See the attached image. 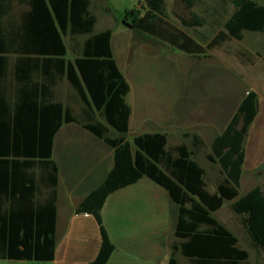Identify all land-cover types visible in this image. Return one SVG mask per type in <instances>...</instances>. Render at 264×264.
Listing matches in <instances>:
<instances>
[{
  "label": "trees",
  "instance_id": "obj_1",
  "mask_svg": "<svg viewBox=\"0 0 264 264\" xmlns=\"http://www.w3.org/2000/svg\"><path fill=\"white\" fill-rule=\"evenodd\" d=\"M181 1L189 8L195 6L194 0ZM230 1L235 12L225 22L223 30L206 45L169 21L166 0H143L141 8L125 13L123 23L136 34L188 56H206L227 42L241 41L245 31L264 34V5L254 0ZM14 4L26 10L20 11L21 23L18 26L12 20L11 29L30 33L33 48L37 50L35 47L39 44L40 52L45 56L43 61L48 66L55 63L63 69L61 74L77 92L85 108L83 119H77L68 107L51 103L48 105L51 108H47V117L42 116L39 122L34 117L29 120L30 127L25 135L17 134V119H13V134L10 133V123L5 121L2 123L5 131L0 134V158H25L54 165V136L62 124L71 122L83 125L114 148L113 169L104 183L76 209L78 214H92L101 229L102 249L92 264H106L114 250L100 214L107 197L143 177L164 188L177 206L174 232L180 241L173 247L169 264H180L176 254L186 260L183 264H248L249 254L238 247L237 237L211 215L220 210L225 201L234 202L232 209L243 217L251 241L256 248L264 251V193L261 187H256L239 197L246 157L244 142L258 114L255 92L248 93L224 132L213 142L208 159L220 165L223 179L216 192L210 193L205 181L206 170L195 160V152L188 146L167 149L168 139L162 133L136 136L133 140L135 150L126 140L131 115V108L126 102L130 85L113 56L112 30L94 34L97 19L89 12V0H0V64L6 59L3 54L7 52V22L9 17L13 18ZM66 36H88L79 54L72 59H67ZM53 80L48 75V84ZM54 108L57 109L56 119ZM111 130L118 132L119 136H111ZM192 138L198 150L202 140L195 134ZM21 141L24 142V150L20 149ZM53 184L55 188L57 178ZM55 204L56 192L53 191L44 208L36 202L31 214L0 215V260L40 263L54 260Z\"/></svg>",
  "mask_w": 264,
  "mask_h": 264
},
{
  "label": "crops",
  "instance_id": "obj_2",
  "mask_svg": "<svg viewBox=\"0 0 264 264\" xmlns=\"http://www.w3.org/2000/svg\"><path fill=\"white\" fill-rule=\"evenodd\" d=\"M14 6L16 10L13 13V18L9 17L7 22V52L3 54L6 59L0 64V134L5 131L2 124L5 121L7 124L10 123V133L13 134L14 118L19 123L17 134H28L29 120L34 117L39 122L42 116L47 117V108H51L48 107L51 103L68 107L73 116L78 119V112L70 106L76 102L78 94H73L74 91L71 92L72 86L61 74L63 69L55 63L48 66L43 61L45 56L43 52H40V45L38 44L35 47L37 50H35L30 43V38H32L30 33L25 30L11 29L12 20L18 26L21 23L20 11L26 10L24 7L19 8L18 4H14ZM89 12L95 16L91 9V1ZM85 37L87 39L88 36ZM41 38H45V36ZM71 38L65 37L68 45L67 59L77 56L81 50L80 46L78 48L69 46L67 41ZM112 43L113 34L111 47ZM48 75L54 79L51 84H48ZM44 91L45 94H43ZM247 95L242 98L237 110ZM189 102L186 99L181 100V106L179 103L176 106L173 105L163 118L141 117V115L136 118L134 109L129 105L131 108L129 131L135 117V125L143 131L138 135L162 133L167 136L162 131L150 132L148 128L151 126L169 127L175 122L179 123V126H183L186 121H196L194 116L197 114L194 113V107ZM53 110L56 119L57 109ZM50 113L52 112L50 111ZM62 116L63 113L60 112V117ZM150 122L153 125L148 126ZM199 124L196 123V125ZM201 125L208 127L211 132L209 140L212 151L215 138L221 135L227 126L222 128V123L219 128L217 124L202 123ZM39 128L38 124L37 134H39ZM195 135L205 142L204 137ZM20 149L24 150L22 141ZM52 160L54 165L45 161L25 158H0V215L31 214L36 202L42 204L44 208L48 200L51 199L52 192L55 191L57 211L55 258L51 262L42 263L92 264L102 249L101 229L92 214H78L76 209L89 194L106 180L114 167L115 150L104 140L84 128L83 125L76 122L64 123L53 139ZM55 178H57V185L54 188ZM144 178L155 183L148 177H143L138 182L110 194L101 209L103 226L114 247L106 264H169L173 255V247L180 241L176 238L174 229L168 225L170 205L166 196L161 195L153 185H148V183L142 185ZM116 198L123 201L121 205L119 202V207L127 213V219L131 220L132 217H135L133 224L121 223L119 227L122 234L121 238L117 240L112 238L105 220L109 205ZM128 201L131 203L134 201V208ZM131 211H133V215H131ZM179 263L183 264L184 262L179 261Z\"/></svg>",
  "mask_w": 264,
  "mask_h": 264
},
{
  "label": "rangeland",
  "instance_id": "obj_3",
  "mask_svg": "<svg viewBox=\"0 0 264 264\" xmlns=\"http://www.w3.org/2000/svg\"><path fill=\"white\" fill-rule=\"evenodd\" d=\"M91 9L97 18L94 33L112 30V49L114 58L131 86L126 101L135 111V117L149 116L163 118L174 105L181 100L190 101L196 121H186L179 126L175 122L169 127L160 128L148 123V131H162L168 136L167 149L186 144L194 150L195 160L206 170L207 190L215 193L222 181L221 167L212 163L208 155L210 148L208 127L203 124L225 128L233 117L242 98L248 92L258 96V114L250 126L244 142L246 161L243 166L239 197H243L256 187L264 193V34L245 31L241 41L227 42L222 48L206 56L191 57L171 49L169 46L149 40L136 34L123 23L125 13L139 9L143 0H90ZM195 6L187 7L181 0H166L167 17L171 23L185 30L202 45H206L235 12L230 0H194ZM264 5V0H254ZM85 36L68 39L71 48L82 47ZM73 89V88H72ZM74 91V92H72ZM71 92H77L73 89ZM188 98V99H187ZM83 119L84 103L77 95L75 103L70 104ZM133 120L131 130L125 135L135 150L133 140L141 130ZM104 120L103 118H100ZM154 120V119H152ZM201 120L200 122H198ZM199 124V125H196ZM179 126V127H178ZM205 138L197 148L193 145L192 135ZM115 137L119 133L110 131ZM106 162L108 160L106 159ZM153 185L157 191L166 196L170 205L169 226L174 229L177 206L169 199L161 186L144 178L142 185ZM123 201L117 198L109 205L105 220L113 239L121 238L120 225L133 224L135 217L127 219V213L119 207ZM134 208V201H128ZM234 202L225 201L223 207L212 213L220 224L227 228L238 239V247L249 254L248 264H264V251L255 247L243 223V217L233 209ZM114 205V206H113ZM128 207V204H127ZM133 215V211H131ZM180 262H186L176 254ZM0 264H44L34 261L0 260Z\"/></svg>",
  "mask_w": 264,
  "mask_h": 264
}]
</instances>
